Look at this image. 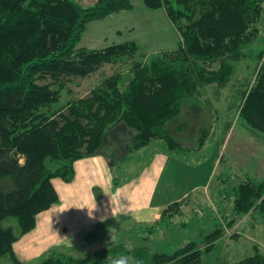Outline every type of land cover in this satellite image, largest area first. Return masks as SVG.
I'll return each instance as SVG.
<instances>
[{
    "label": "trees",
    "instance_id": "obj_1",
    "mask_svg": "<svg viewBox=\"0 0 264 264\" xmlns=\"http://www.w3.org/2000/svg\"><path fill=\"white\" fill-rule=\"evenodd\" d=\"M144 4L163 9L182 40L172 52L135 61L134 42L98 50L78 47L89 23L131 11L128 0H96L89 8L72 0H0L1 264H27L16 257L13 244L35 228L37 215L59 203L53 180L70 183L74 164L104 155L109 137H118L127 149L124 162L157 141L168 154H189L213 134L220 93L259 38L264 0ZM253 59L254 74L241 92L237 118L264 140V50ZM106 65L117 69L76 98L70 85ZM232 197L229 227L244 218L264 223V179L246 176ZM186 200L169 205L160 225L180 215ZM8 220L16 222L17 232L4 226ZM223 233L215 225L169 254L118 243L82 258L53 251L33 264H112L121 255L129 264H202ZM235 264H264L263 248L253 245L252 253Z\"/></svg>",
    "mask_w": 264,
    "mask_h": 264
},
{
    "label": "rangeland",
    "instance_id": "obj_2",
    "mask_svg": "<svg viewBox=\"0 0 264 264\" xmlns=\"http://www.w3.org/2000/svg\"><path fill=\"white\" fill-rule=\"evenodd\" d=\"M72 1L89 8L96 0ZM144 1L131 0L133 9L126 15H129L127 22L133 24L134 29L124 30L120 39L137 44L138 53L135 61H140L141 55L172 52L182 40L180 33L178 34L169 22L166 12L150 10ZM107 23L101 20L89 23L78 47L86 46L87 39L93 34L100 41L96 46H105L116 41V35L111 36L113 28L106 25ZM259 28V38L248 56L236 65V73L230 84L220 93L221 99L213 114L216 118L213 134L201 149L176 156L168 154L163 143L155 142L149 148L122 162L127 149L119 146L118 137H109L103 148L104 155L101 157L105 159L110 170L112 192L125 189L137 181L143 172L148 173L149 179L154 181L151 202L153 206L170 205L187 198L180 215H174L168 225L165 223L148 225L143 233V226L132 222L128 215L121 217L118 213L112 212V215L101 222L95 224L90 222L91 226L86 228L89 229L85 237L87 241L92 242V245H89L92 246L91 249L66 250L65 242L54 238L48 245L47 243L45 246L41 245L43 247L38 255L30 257V251L25 250L23 262L36 263L53 251L82 258L118 243L129 249L148 247L152 251L169 254L188 242L198 241L203 235L211 232L215 225L223 228L224 233L212 252L203 257L202 264H235L252 253L253 245H259L264 250V223L244 218L237 220L231 227L228 226L233 208L232 189L242 183L246 176L258 181L264 179V140L248 131L237 118L236 109L240 104V95L246 87V82L250 81L254 74L253 57L264 50V14ZM112 67L106 65L90 78L80 81V84L76 82V85H70L73 95L76 98L85 97L89 89L95 88L117 69ZM217 67L216 65L214 68ZM126 68H120V71ZM62 97L64 103L66 95L63 94ZM228 125L225 132V126ZM190 143L193 144L192 139ZM115 146L120 147V151L113 150ZM109 160H112V166ZM155 173L156 178L153 177ZM94 190L96 201H99L100 197L105 200L109 196L103 187ZM167 221L165 220L166 223ZM4 226H12L17 232V224L13 220L5 221ZM110 227L113 228V232ZM149 229L152 233H149ZM42 234L43 231L39 228L34 234L26 238L21 237L18 245L27 246L29 239L37 240L36 238H40ZM100 239L102 240L99 241ZM4 261L5 259L0 260V264Z\"/></svg>",
    "mask_w": 264,
    "mask_h": 264
},
{
    "label": "crops",
    "instance_id": "obj_3",
    "mask_svg": "<svg viewBox=\"0 0 264 264\" xmlns=\"http://www.w3.org/2000/svg\"><path fill=\"white\" fill-rule=\"evenodd\" d=\"M128 1L131 3V0ZM131 12L132 10L113 14L101 20L108 22L106 25L113 28L111 29L113 30L111 36L116 35L117 40L111 44H107L108 46L129 42V40L120 39L122 38L124 30L134 29V25L128 23L129 17L127 16L129 15H126ZM169 22L172 24L170 20ZM173 27L179 34L174 25ZM98 43H100L98 37L93 34L87 39L86 46L81 48L98 50L108 47L107 45L96 46ZM109 173L110 170L107 162L98 155L77 161L74 164V178L70 183H64L59 179L53 180V186L59 197V203L53 205L49 210L37 215L35 228L24 235L25 237H22L26 238V236L34 234L37 232V229L40 228V230L43 231L40 238L34 240L35 238L32 237L34 239H29V241H27V246L24 244L18 245L22 238L13 244V251L16 257L23 262L22 258L25 250L30 251V257L38 255L40 254L39 252H41L40 249H42L46 243L48 245V242L54 238L65 242V248H63L66 250H89L92 247L89 246L92 245V242L86 240L85 233L89 229L86 228L89 225L91 226L92 223L90 222H94V224L96 222H101L107 216L112 215V212L118 213L121 217L128 215L127 217H130L132 222L143 226V233H145V227L148 225L159 223L161 213L169 204L153 206L151 202L154 181L149 179L150 176L148 173L145 174V172H143L137 178V181L129 184L125 189H119L116 192L111 191L112 179ZM154 175L153 177L156 178L157 174L155 173ZM102 187L109 196L105 200H102L100 197V200L96 201L94 189H101ZM110 230L113 232V228L111 229L110 227ZM101 240L102 239L99 241ZM42 244L43 246L41 247Z\"/></svg>",
    "mask_w": 264,
    "mask_h": 264
},
{
    "label": "clouds",
    "instance_id": "obj_4",
    "mask_svg": "<svg viewBox=\"0 0 264 264\" xmlns=\"http://www.w3.org/2000/svg\"><path fill=\"white\" fill-rule=\"evenodd\" d=\"M112 264H129V258L121 255L118 258L113 259Z\"/></svg>",
    "mask_w": 264,
    "mask_h": 264
}]
</instances>
